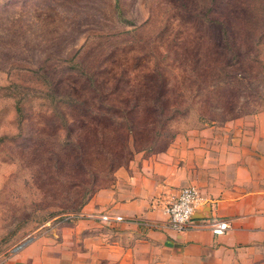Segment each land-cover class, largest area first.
Segmentation results:
<instances>
[{"label":"rangeland","instance_id":"obj_1","mask_svg":"<svg viewBox=\"0 0 264 264\" xmlns=\"http://www.w3.org/2000/svg\"><path fill=\"white\" fill-rule=\"evenodd\" d=\"M262 111L264 0H0V264L81 220L101 228L79 217L107 211L97 191Z\"/></svg>","mask_w":264,"mask_h":264},{"label":"crops","instance_id":"obj_2","mask_svg":"<svg viewBox=\"0 0 264 264\" xmlns=\"http://www.w3.org/2000/svg\"><path fill=\"white\" fill-rule=\"evenodd\" d=\"M254 118L255 127L239 129L242 136L228 140L203 131L202 137L188 138L180 147L173 144L170 152L144 161L128 184L99 190L91 199V208L162 218V206L171 195L194 185L206 198L194 218L226 220L229 228L222 234L151 230L129 223L100 228L98 222L81 220L78 232H62L57 242L50 237L31 242L9 263L200 264L217 251H264V111Z\"/></svg>","mask_w":264,"mask_h":264},{"label":"built area","instance_id":"obj_3","mask_svg":"<svg viewBox=\"0 0 264 264\" xmlns=\"http://www.w3.org/2000/svg\"><path fill=\"white\" fill-rule=\"evenodd\" d=\"M206 203V198L194 185L179 188L166 204L162 206V218H147L141 215L124 216L109 211L81 212L79 217L93 218L102 225L112 226L116 223L136 224L151 230H173L185 232L193 229H208L213 234H222L229 228L226 220L194 218L195 213Z\"/></svg>","mask_w":264,"mask_h":264}]
</instances>
